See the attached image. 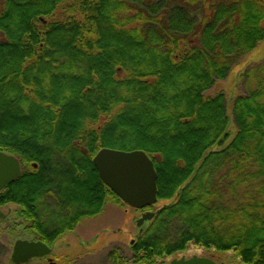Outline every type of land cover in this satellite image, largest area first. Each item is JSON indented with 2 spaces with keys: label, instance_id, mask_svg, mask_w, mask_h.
I'll list each match as a JSON object with an SVG mask.
<instances>
[{
  "label": "trees",
  "instance_id": "16d2710c",
  "mask_svg": "<svg viewBox=\"0 0 264 264\" xmlns=\"http://www.w3.org/2000/svg\"><path fill=\"white\" fill-rule=\"evenodd\" d=\"M262 42L264 0H0V153L20 165L0 208L52 247L120 202L94 156L142 151L164 204L132 263L192 244L264 264V61L240 74L231 117L209 95Z\"/></svg>",
  "mask_w": 264,
  "mask_h": 264
},
{
  "label": "rangeland",
  "instance_id": "374dc122",
  "mask_svg": "<svg viewBox=\"0 0 264 264\" xmlns=\"http://www.w3.org/2000/svg\"><path fill=\"white\" fill-rule=\"evenodd\" d=\"M262 61H264V42L249 53L224 81L218 82L209 92V95L221 92L226 95L229 117H231L232 99L242 92L240 89V74L246 67ZM229 134L228 141L235 134L232 123L229 126ZM163 204L159 202L155 205L154 210L160 208ZM17 210L18 208L14 205H7L2 208L7 219L0 221V230L6 234L7 238L4 237L5 235L0 236V241L6 244L8 249L6 248L5 253H0V264H11L9 260L13 242L16 239L30 236L23 231L26 223L17 218ZM144 212L147 211H136L122 204L121 201L116 204L113 200H109L100 215L82 220L73 233H67V235L65 234L56 240L53 243V253L50 258L55 264H115L109 259V254L113 250H118V257L121 256L129 260L126 264H134L130 261L132 254L129 247L137 234L140 233L136 221ZM148 223H144L142 231L148 227ZM194 256L210 259L216 264H242L232 252L219 253L213 249L206 250L192 244L188 245L184 252L157 260L156 264H169L174 259H180L181 257L189 259ZM31 264L36 263L32 262Z\"/></svg>",
  "mask_w": 264,
  "mask_h": 264
},
{
  "label": "water",
  "instance_id": "95a60500",
  "mask_svg": "<svg viewBox=\"0 0 264 264\" xmlns=\"http://www.w3.org/2000/svg\"><path fill=\"white\" fill-rule=\"evenodd\" d=\"M93 167L102 184L124 205L136 211L151 208L157 202V175L151 159L142 151L123 152L100 150L92 160ZM20 175L19 161L10 155L0 153V192ZM154 213L146 212L136 221L137 228L150 222ZM0 218L3 215L0 212ZM50 249L41 242L17 241L14 244L11 261L24 264L33 258L49 255ZM53 264V263H51ZM169 264H216L207 258L191 257L174 259Z\"/></svg>",
  "mask_w": 264,
  "mask_h": 264
},
{
  "label": "flooded vegetation",
  "instance_id": "af4514ba",
  "mask_svg": "<svg viewBox=\"0 0 264 264\" xmlns=\"http://www.w3.org/2000/svg\"><path fill=\"white\" fill-rule=\"evenodd\" d=\"M3 191V190H2ZM3 208V207H2ZM2 208H0V212H1V214L3 215V218H0V221H3V220H6L7 219V216L5 215V213H3V211H2ZM77 228V227H76ZM25 233H26V231L25 230H23ZM75 231V230H74ZM73 231V232H74ZM73 232H71V233H73ZM27 234V233H26ZM66 235H67V233H65ZM65 234H63V235H65ZM5 235V236H4ZM27 235H30V234H27ZM63 235H61L60 237H62ZM0 236H4L5 238H7V236H6V234H4V233H2V231L0 230ZM59 237V238H60ZM58 238V239H59ZM1 239V238H0ZM57 239V240H58ZM17 241H27V242H33V243H35V242H38V241H36V240H34V237L32 236V235H30L29 237H22V238H20V239H16L14 242H13V246H12V250H13V247H14V244L17 242ZM45 245V244H44ZM45 246H47L49 249H50V253H49V255H47V256H45V257H41V258H33V259H31V260H29L27 263H24V264H31L32 262H35L36 264H43V263H46V264H51V263H53V264H55L53 261H52V258H50L51 257V254L53 253V245H52V247L51 246H48V245H45ZM8 249V247H6V244H4V243H2L1 241H0V253L1 254H3V253H5L6 251H7V249ZM11 254H12V251H11ZM11 254H10V256H11ZM10 263L11 264H14L12 261H11V258H10Z\"/></svg>",
  "mask_w": 264,
  "mask_h": 264
}]
</instances>
